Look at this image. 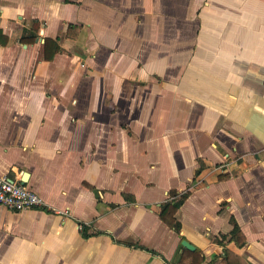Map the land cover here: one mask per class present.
Returning a JSON list of instances; mask_svg holds the SVG:
<instances>
[{
    "label": "crops",
    "instance_id": "0c3cea01",
    "mask_svg": "<svg viewBox=\"0 0 264 264\" xmlns=\"http://www.w3.org/2000/svg\"><path fill=\"white\" fill-rule=\"evenodd\" d=\"M263 78L264 0H0V264H264Z\"/></svg>",
    "mask_w": 264,
    "mask_h": 264
},
{
    "label": "trees",
    "instance_id": "16d2710c",
    "mask_svg": "<svg viewBox=\"0 0 264 264\" xmlns=\"http://www.w3.org/2000/svg\"><path fill=\"white\" fill-rule=\"evenodd\" d=\"M75 28L78 29L77 27ZM21 41L33 42L35 41V37L22 38ZM2 43L5 44V41H3ZM59 50H60V46L57 40L45 38L43 44V53L45 60H52L55 53H57ZM186 195L187 193H184L182 194V197L185 198ZM175 211H176V207L174 205H172L171 203H165L161 207L159 216L161 220H163L166 224L172 226L174 223ZM84 228L85 227L82 226L83 231ZM83 235L85 237L88 236L85 233H83ZM230 237L232 238V240H234L236 243H239L240 245L243 243V241H245L237 225H234V228L230 233ZM201 260L202 257L200 255L199 249L189 250L187 248H183V251L179 254L178 260L172 264H199ZM219 264H248V262L241 256L232 252L231 250L226 249L224 256Z\"/></svg>",
    "mask_w": 264,
    "mask_h": 264
},
{
    "label": "built area",
    "instance_id": "2783aa9c",
    "mask_svg": "<svg viewBox=\"0 0 264 264\" xmlns=\"http://www.w3.org/2000/svg\"><path fill=\"white\" fill-rule=\"evenodd\" d=\"M264 87V78L262 79ZM0 205L9 211H22L31 208H42L43 198L26 185L13 181L7 175L0 176Z\"/></svg>",
    "mask_w": 264,
    "mask_h": 264
},
{
    "label": "water",
    "instance_id": "95a60500",
    "mask_svg": "<svg viewBox=\"0 0 264 264\" xmlns=\"http://www.w3.org/2000/svg\"><path fill=\"white\" fill-rule=\"evenodd\" d=\"M27 177H28V174L26 172L23 173L22 177H21V183L22 184H25L26 180H27ZM181 245L184 247V248H187L189 250H194L195 249V246H193L189 241L183 239L181 240Z\"/></svg>",
    "mask_w": 264,
    "mask_h": 264
}]
</instances>
